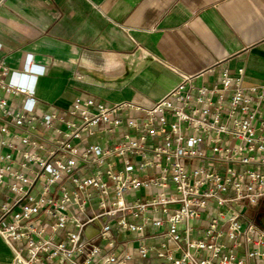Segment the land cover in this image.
Instances as JSON below:
<instances>
[{"label":"built area","instance_id":"obj_1","mask_svg":"<svg viewBox=\"0 0 264 264\" xmlns=\"http://www.w3.org/2000/svg\"><path fill=\"white\" fill-rule=\"evenodd\" d=\"M36 76L0 59L10 264H264V229L249 214L264 201V82L244 86L242 69L211 85L182 75L147 108L77 97L66 120L36 114ZM116 131L113 144L91 140Z\"/></svg>","mask_w":264,"mask_h":264},{"label":"crops","instance_id":"obj_2","mask_svg":"<svg viewBox=\"0 0 264 264\" xmlns=\"http://www.w3.org/2000/svg\"><path fill=\"white\" fill-rule=\"evenodd\" d=\"M2 1L0 59L14 72L37 74V115L53 111L74 120L67 111L77 97L147 108L182 75L211 85L223 69L230 74L242 69L244 86L264 82V0ZM28 61L32 71L26 70ZM7 99L11 106L19 104ZM5 121L0 114V126ZM31 134L51 139L39 128ZM118 138L116 131L91 140L113 144ZM10 262L0 238V264Z\"/></svg>","mask_w":264,"mask_h":264},{"label":"flooded vegetation","instance_id":"obj_3","mask_svg":"<svg viewBox=\"0 0 264 264\" xmlns=\"http://www.w3.org/2000/svg\"><path fill=\"white\" fill-rule=\"evenodd\" d=\"M254 217L256 220H260L264 217V201L257 205Z\"/></svg>","mask_w":264,"mask_h":264},{"label":"water","instance_id":"obj_4","mask_svg":"<svg viewBox=\"0 0 264 264\" xmlns=\"http://www.w3.org/2000/svg\"><path fill=\"white\" fill-rule=\"evenodd\" d=\"M256 222L262 229H264V217L260 220H256Z\"/></svg>","mask_w":264,"mask_h":264},{"label":"rangeland","instance_id":"obj_5","mask_svg":"<svg viewBox=\"0 0 264 264\" xmlns=\"http://www.w3.org/2000/svg\"><path fill=\"white\" fill-rule=\"evenodd\" d=\"M134 194V193H133ZM130 195H132V194H130ZM127 198H128V196H127Z\"/></svg>","mask_w":264,"mask_h":264}]
</instances>
